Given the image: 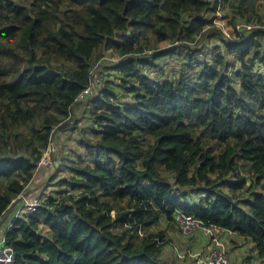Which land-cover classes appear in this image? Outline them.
<instances>
[{
    "label": "trees",
    "instance_id": "obj_1",
    "mask_svg": "<svg viewBox=\"0 0 264 264\" xmlns=\"http://www.w3.org/2000/svg\"><path fill=\"white\" fill-rule=\"evenodd\" d=\"M258 1L223 0L229 38L218 0H0V222L82 97L94 111L72 125L79 157L57 158L58 197L44 193L5 232L15 264H169L178 213L250 241L264 264ZM99 63L119 87L103 76L86 95Z\"/></svg>",
    "mask_w": 264,
    "mask_h": 264
},
{
    "label": "rangeland",
    "instance_id": "obj_2",
    "mask_svg": "<svg viewBox=\"0 0 264 264\" xmlns=\"http://www.w3.org/2000/svg\"><path fill=\"white\" fill-rule=\"evenodd\" d=\"M258 9V14L263 18L264 20V0H260L257 2L256 5ZM227 9V8H226ZM227 12L219 11L216 12V18L218 15L217 23L218 27H221L225 29L226 31L231 32L232 27L229 25L230 18H231V12L227 9ZM230 13V14H229ZM237 24H242V22H237ZM149 53H152L149 52ZM103 59L106 62H112L116 63L119 59L118 56L114 57H106L104 53ZM107 67L106 65L102 64L100 66V63L96 65V68L92 72V82L94 85L93 93L90 94L91 96L97 95V89L102 84L103 76L106 79L113 80L114 78H110L111 72L105 70ZM113 85H110V87L113 86L114 90H117L116 88L119 87V82L113 80ZM122 90V89H121ZM114 92V91H112ZM91 98H83L81 99L78 104H76L72 117L69 121H67V131L63 133H59V137L57 139H54L51 143L52 148L48 149L47 153L45 154V157L43 160V165L40 166L41 168H45L42 171V175L38 176L34 184L30 185V189L27 188V196L33 199H41L44 193L47 194V196L50 197H58V193L60 190L59 181L66 178L68 176L67 167L66 169H57L54 170V167L58 165L59 161L57 158H60V163H64L65 157H69L72 160L75 158H78L80 152V148L78 144L81 142V138L78 135V131L75 132L73 129V124L75 120H78L83 127H87L88 125H92L94 123V120L92 118V113L94 112L92 110V107H86L84 104H86ZM124 100H127L128 98H121ZM259 108V107H258ZM257 108V109H258ZM205 141L209 144L216 145L217 142L214 139L205 138ZM56 144L58 151L54 147ZM218 147V145H217ZM56 150V151H55ZM52 175L57 178L54 180L55 182L51 183L50 177ZM58 182V183H57ZM46 198V197H45ZM23 213H19L17 218L21 217ZM113 216H115V213H112ZM16 218V216L14 215ZM13 217L12 223L17 219ZM166 223L163 222L160 227L153 228L151 231L156 233L160 229H165ZM10 228H12V224L8 226L5 229V232L8 231ZM172 230L169 231V239L172 241L164 251V259L169 264H198L196 259L194 257H189V259H183L182 257L177 255V248L181 250V252H190L194 251L193 256L198 255L196 252H201L203 255L204 253H213V252H219L220 248L215 249L214 243L209 239L206 238L201 229H195L191 234L186 235L183 234L179 228L174 225ZM5 232L3 234V237L5 235ZM45 235L50 234V230L48 227L44 228ZM223 242L225 243V247H227L228 250V256L231 259V264H260L261 260L257 257L256 253L254 254V245L250 241H246L240 238H237L236 236H233L232 234H222L220 235ZM207 245H209L207 247Z\"/></svg>",
    "mask_w": 264,
    "mask_h": 264
},
{
    "label": "built area",
    "instance_id": "obj_3",
    "mask_svg": "<svg viewBox=\"0 0 264 264\" xmlns=\"http://www.w3.org/2000/svg\"><path fill=\"white\" fill-rule=\"evenodd\" d=\"M219 11H223V0H218V4H217V12ZM217 19H218V15L216 18V25H218L217 23ZM221 28V27H218ZM254 27L253 26H246L245 24H239L235 27V29L240 32L243 33L245 31V29L252 30ZM224 33L230 38L231 34L230 32L228 33V31H226L225 29L221 28ZM234 29V28H232ZM94 90V87H93ZM93 90L91 91V89H88L87 91H85L84 94H92ZM84 97H82L81 99H83ZM49 151V150H48ZM45 160H42L40 163V166L43 165V162ZM21 199H26L25 196H21ZM40 199H29L25 202L24 204V209H25V213L24 214H32L36 211L37 207L40 205ZM178 223L181 225L183 232L185 234H190L192 233L195 229H201L203 235L206 238H209L215 245V249L220 248L219 252H213V253H204L203 255H201V252H196L198 255L193 256L192 254H194V251H190V252H181V250H179V248H177V255L182 257L183 259H189V257H194L196 259V261L198 262V264H231V259L228 256V250L227 247H225V243L223 242L222 238L220 235L222 234H231L230 232L220 229L218 227H214V226H205L202 223H200L199 221H196L195 219H193L192 217H189L183 213H178L177 217H176ZM3 240L0 242V264H15V253L14 250L11 247H8L6 245V241L5 238H2Z\"/></svg>",
    "mask_w": 264,
    "mask_h": 264
},
{
    "label": "crops",
    "instance_id": "obj_4",
    "mask_svg": "<svg viewBox=\"0 0 264 264\" xmlns=\"http://www.w3.org/2000/svg\"><path fill=\"white\" fill-rule=\"evenodd\" d=\"M54 147L56 148V150L58 151V149H57V146H56V144L54 145ZM25 197H26V199H25V202L27 201V200H29L28 198H27V194L25 193V195H24ZM18 203H15V204H13V206L10 208V210H9V212L1 219V222H0V242L3 240L2 238H3V234H4V232H5V229L8 227V226H10L11 224H12V220H13V217H14V215L16 216V218H17V216L19 215V213L21 212V213H25V209H24V201H23V199H21V198H19V201H17ZM19 203H21V206L19 207V210H17V207H16V205H18ZM16 210H17V212H16ZM15 218V217H14ZM15 218V219H16ZM209 245H207V247H208Z\"/></svg>",
    "mask_w": 264,
    "mask_h": 264
}]
</instances>
